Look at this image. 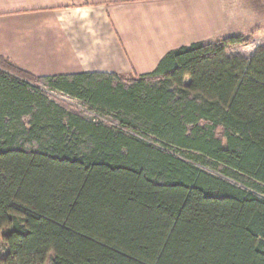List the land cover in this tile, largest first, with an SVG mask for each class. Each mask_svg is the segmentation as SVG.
<instances>
[{
  "label": "trees",
  "instance_id": "16d2710c",
  "mask_svg": "<svg viewBox=\"0 0 264 264\" xmlns=\"http://www.w3.org/2000/svg\"><path fill=\"white\" fill-rule=\"evenodd\" d=\"M251 42L132 79L0 57V264H264V45L227 53Z\"/></svg>",
  "mask_w": 264,
  "mask_h": 264
},
{
  "label": "crops",
  "instance_id": "0c3cea01",
  "mask_svg": "<svg viewBox=\"0 0 264 264\" xmlns=\"http://www.w3.org/2000/svg\"><path fill=\"white\" fill-rule=\"evenodd\" d=\"M226 3L0 0V57L35 77L99 72L136 78L154 72L172 50L241 34Z\"/></svg>",
  "mask_w": 264,
  "mask_h": 264
},
{
  "label": "rangeland",
  "instance_id": "374dc122",
  "mask_svg": "<svg viewBox=\"0 0 264 264\" xmlns=\"http://www.w3.org/2000/svg\"><path fill=\"white\" fill-rule=\"evenodd\" d=\"M226 11L229 20L234 22V28L237 29V31H241V34L237 35L252 38V42L250 44L232 46L233 48L230 47L231 50H227V53L229 56L242 54V57L250 59L251 56L248 55L251 54V51L255 49L256 45L260 44L258 48L264 45V0H227ZM47 91L49 93V90ZM49 95L57 102L86 110L82 102L76 98L70 97L61 92H57V94L49 93ZM90 114L96 118L102 119V116L96 112H91ZM105 120L109 123H113V121L109 119L105 118ZM198 165L211 169L210 167L204 166L200 163H198ZM5 253L6 246L2 243L0 245V256H4ZM50 263L51 262H48V264Z\"/></svg>",
  "mask_w": 264,
  "mask_h": 264
},
{
  "label": "built area",
  "instance_id": "2783aa9c",
  "mask_svg": "<svg viewBox=\"0 0 264 264\" xmlns=\"http://www.w3.org/2000/svg\"><path fill=\"white\" fill-rule=\"evenodd\" d=\"M57 92L58 91H54V90L49 91V93H51V94H57Z\"/></svg>",
  "mask_w": 264,
  "mask_h": 264
}]
</instances>
